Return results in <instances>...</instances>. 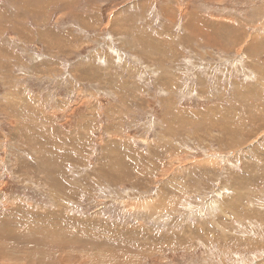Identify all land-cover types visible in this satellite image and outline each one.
<instances>
[{
    "label": "rangeland",
    "instance_id": "1",
    "mask_svg": "<svg viewBox=\"0 0 264 264\" xmlns=\"http://www.w3.org/2000/svg\"><path fill=\"white\" fill-rule=\"evenodd\" d=\"M44 263L264 264V0H0V264Z\"/></svg>",
    "mask_w": 264,
    "mask_h": 264
},
{
    "label": "bare ground",
    "instance_id": "2",
    "mask_svg": "<svg viewBox=\"0 0 264 264\" xmlns=\"http://www.w3.org/2000/svg\"><path fill=\"white\" fill-rule=\"evenodd\" d=\"M23 209H24V208H23ZM24 213H25V211H24ZM24 218H25V217H24ZM39 219H40V218H39ZM29 221H31V220H29ZM24 222H26V223H25V225H26L27 222H28V220H25ZM12 224H13V223H12ZM28 224H29V223H28ZM28 224H27V225H28ZM35 225L37 226V224H35ZM30 226H31V225H30ZM32 227H33V226H32ZM33 228H34V227H33ZM40 228H41V227H40ZM28 229H29V227H28ZM30 229H31V228H30ZM30 229H29V230H30ZM43 229H44V228H43ZM38 230H39V228H38ZM56 230H57V229H56ZM61 230H62V229H61ZM8 231H9V233H10V231H12V230H11L10 228H8ZM17 232H18V231H17ZM25 232H26V231H25ZM34 232H35V231H34ZM11 233H12V232H11ZM30 233H31V231H30ZM46 233H47V232H46ZM54 233H55V232H54ZM65 233H66V231H65ZM13 234H14V233H13ZM24 234H25V233H24ZM3 235H4V234H3ZM3 235H2L1 237H3ZM27 235H28V234H27ZM55 235H56V233H55ZM63 235H64V234H63ZM7 236H8V232H7ZM50 236H52V235H49V237H50ZM56 236H57V235H56ZM23 237H24V236H23ZM27 237H28V236H27ZM35 237H36V236H35ZM45 237H46V236H45ZM58 237H59V236H58ZM58 237H57V239H58ZM64 237H65V236H64ZM9 238H10V240H13L14 242H16V244H21V243H22V241H21L22 238H21V237H20V241H15L16 238H15V237H10V234H9ZM24 238H25V237H24ZM31 238H32V237H31ZM32 239H33V238H32ZM32 239H31V240H32ZM34 239H35V238H34ZM47 239H48V238H47ZM63 239H64V238H63ZM67 239H68V238H67ZM28 240H30V239H28ZM36 240H37V239H36ZM48 240H50V239H48ZM6 241H7V239H6ZM32 241H33V240H32ZM42 241H43V240H42ZM60 241H61V238H60ZM68 241L70 242L71 239H70V240H66V242H68ZM74 241H75V240H74ZM10 242H11V241H10ZM33 242H34V241H33ZM39 242H40V241H39ZM44 242H45V240H44ZM47 242H48V241H47ZM79 242H80V240H79ZM23 243H24V242H23ZM23 243H22L21 245H23ZM29 243H30V242H29ZM41 243H42V242H41ZM55 243H57V242L55 241ZM12 244H13V243H12ZM37 244H38V243H37ZM37 244H36V245H37ZM60 244H61V243H60ZM74 244H75V243H74ZM7 245H8V244H7ZM24 245H26V244H24ZM27 245H28V244H27ZM30 245H31V244H30ZM58 245H59V244H58ZM70 245H71V244H70ZM11 246H12V245H11ZM32 246H33V244H32ZM62 246H64V245L62 244ZM27 247H30V246H27ZM49 247H50V246H49ZM51 247H52V246H51ZM54 247H55V245H54ZM58 247H59V246H58ZM11 248H12V247H11ZM41 248H43V247H41ZM43 249H44V248H43ZM45 249H46V247H45ZM54 250H56V249H54ZM63 251H64V250H63ZM60 252H61V251H60ZM49 256H50V255H49ZM55 256H56V255H55ZM49 259H51V258H49ZM49 259H48V261H51L53 258H52L51 260H49ZM53 260H54V259H53ZM44 264H45V263H44ZM58 264H59V263H58Z\"/></svg>",
    "mask_w": 264,
    "mask_h": 264
}]
</instances>
